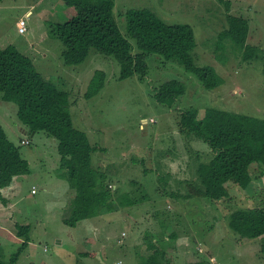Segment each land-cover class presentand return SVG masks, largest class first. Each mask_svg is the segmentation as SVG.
<instances>
[{"label": "rangeland", "instance_id": "rangeland-1", "mask_svg": "<svg viewBox=\"0 0 264 264\" xmlns=\"http://www.w3.org/2000/svg\"><path fill=\"white\" fill-rule=\"evenodd\" d=\"M227 1L229 4L222 5L217 0H113L114 18L125 36L126 13L133 9L150 10L166 24L190 25L195 39L191 53L194 64L213 68L221 79V84L212 90L205 89L175 61L158 55L146 58L148 73L143 80L119 79L118 64L95 51L89 53L84 63L65 66L53 25L74 16L73 6L63 0L0 3V49L15 48L59 90L69 92L74 101L69 108L72 124L96 148L92 167L112 175L108 181L113 189L119 186L121 191L135 193L138 188L132 184L136 182L150 197L138 206L117 208L111 214L81 221L76 229L66 226L63 219L71 208L74 191L59 166L56 142L42 132L25 136L16 117V106L3 101L0 92V125L29 164V174L14 179L4 196L13 207L10 211L0 207V234L13 230L2 220L9 213L17 225H31L29 236L36 243L31 253L36 255L81 250L96 254L87 264H139L136 255L143 254L148 232L167 237L175 232L179 251L174 254L182 259L180 262L205 257L210 264H264L259 241L238 242L225 219L236 209L264 206V177L261 186L254 189L229 187V197L219 202L178 200L169 195L185 194V180L193 179L195 166L211 157L207 145L179 131L178 121L183 112L195 108L201 119L205 109L217 108L264 120V0ZM27 8L33 15L29 18V12L21 18ZM227 14L248 20L246 43L256 57L246 59L245 51L233 47L228 39L220 42ZM21 19L26 21L24 34L18 32ZM97 70L105 73V83L95 96L86 99L83 95ZM169 80H177L185 88L172 106L159 103L154 97L156 88ZM22 140L28 141L22 144ZM32 188L35 195L31 194ZM165 205L170 215L159 211ZM37 222L39 226L34 228ZM14 231L16 234V228ZM73 238L78 239L75 242ZM12 241L9 236L8 244L2 245L5 261L17 252ZM0 242L4 243L2 239ZM44 248L48 251L45 254ZM28 249H24L16 264H28ZM68 260L54 258L52 262L68 264ZM70 261L86 264L80 258Z\"/></svg>", "mask_w": 264, "mask_h": 264}, {"label": "trees", "instance_id": "trees-1", "mask_svg": "<svg viewBox=\"0 0 264 264\" xmlns=\"http://www.w3.org/2000/svg\"><path fill=\"white\" fill-rule=\"evenodd\" d=\"M63 1L76 10L64 23L53 25V35L61 43L60 57L65 66H78L95 51L118 64L119 79L137 77L143 80L148 73L146 58L158 55L178 63L207 90L221 84L213 68L194 64L191 53L195 39L190 25L166 24L150 10L133 9L126 13L125 36L114 18L113 0ZM217 1L229 4L227 0ZM249 31L248 20L227 14L226 26L218 37L220 42L230 40L233 47L244 50V57L249 59L256 57L246 43ZM105 76L103 71H95L83 97L95 96L103 87ZM0 92L3 101L16 106L17 120L29 131V136L42 132L56 142L59 166L74 191L71 208L63 219L66 226L75 228L81 221L111 214L117 208L138 206L150 199L136 182L132 184L138 188L136 194L133 190L121 191L119 186L113 189L108 181L112 175L92 167V153L96 148L91 146L87 135L72 124L69 108L74 101L69 92L59 90L36 70L29 58L13 47L0 49ZM184 92L181 82L169 80L156 88L154 97L159 103L172 106ZM197 115L195 108L183 112L178 121L179 131L207 145L211 157L195 166L193 179L185 180L187 192H170L171 198L219 202L229 197L228 188L233 185L249 189L255 179L263 176L259 168L264 166V120L217 108L205 109L201 119ZM27 174L28 162L0 125V190L9 187L14 178ZM166 206L164 210L159 209L162 215L171 214L170 210L165 211ZM225 219L238 242L259 241V254L264 259V206L239 208ZM15 228L23 242L8 261L0 257V264H16L27 248L30 227L16 225ZM177 238L173 232L166 238L167 242L163 233L148 232L143 254L136 255L139 264H210L205 257L194 262H180L182 259L172 253L177 250L173 242Z\"/></svg>", "mask_w": 264, "mask_h": 264}, {"label": "crops", "instance_id": "crops-1", "mask_svg": "<svg viewBox=\"0 0 264 264\" xmlns=\"http://www.w3.org/2000/svg\"><path fill=\"white\" fill-rule=\"evenodd\" d=\"M31 13V15H29V18L33 15V12L31 11V9H28L27 8V10L23 13V15L21 16V18L22 17H24V16H26V15H28V13ZM27 31V30H26ZM44 77V76H43ZM22 130H23V132L25 133V136L26 135H28V133H27V131H25L23 128H22ZM35 134V133H34ZM34 134L31 136L30 135V137H33L34 136ZM262 172L263 173V176H261V178L260 179H255L253 182H252V186L250 187V188H252V189H254L255 188V186H261L260 185V181H261V179L264 177V167H262V168H259V172ZM17 178V177H16ZM16 178H14L15 180H17ZM13 179V181H12V183H11V185L9 186V187H7V188H4V189H1L0 190V207H1V209H2V206H4V208L3 209H5L4 211H10L11 209H12V207H13V204H10L9 202H8V200L4 197L5 195H6V193H7V191L9 190V189H11L12 188V186H13V182L15 181ZM33 189V188H32ZM32 189H31V191H32ZM32 195H35L36 194V190H35V193L33 194V193H31ZM6 200V201H5ZM4 211H2V212H4ZM0 213H1V211H0ZM4 216H5V214H4ZM1 217L3 218V216L1 215ZM3 221H5V222H8L9 224H10V226L12 225V229L13 230H11V229H8V230H6L3 234H0V239H2V242H4V243H1L0 242V257H2L3 259H5V257H4V255H5V253H4V249H3V247H2V245H6V244H8V242H9V236L10 237H12L13 238V241H12V244L15 246V247H17V249H18V247H19V245L23 242V240L22 239H19V237L18 236H15L16 234H15V226L17 225L16 223H15V221H13V218L11 217V214H7L3 219H2ZM35 226H34V228H36L37 226H39V224H38V222L37 223H35L34 224ZM26 226H29L30 227V229H31V225L29 224V223H27L26 224ZM76 229V228H75ZM30 232V231H29ZM30 237V240H29V242H28V244H27V249H28V251H25V257H26V260H28L29 262H28V264H53V262H52V259H54V258H66V259H69L68 260V264H74L72 261H70V260H74V259H78V258H80L81 260H83L86 264H87V262H89V260L91 259V258H93L96 254L95 253H93V252H85V251H81V250H79V251H75V250H73V252H64V253H60L59 251L57 252V251H53L52 253H54V254H52V255H50V256H44V255H42L41 253H39L38 252V255H36V254H34V253H31V251L32 250H35L34 248H35V246H36V243L35 242H33V240L31 241V235L29 236ZM76 238V237H75ZM75 238H73V241L75 240V242L77 241V239H75ZM164 238H165V240L167 241V236H165L164 235ZM179 238V237H178ZM178 238L175 240V241H173L174 243H175V246H176V249H177V252L179 251L178 250V247H177V243H178ZM79 239H80V234H79ZM81 242V243H80ZM79 243L80 244H82V241H80ZM167 242H169V241H167ZM173 242H172V244H173ZM73 244V243H72ZM74 246V245H73ZM79 249V248H78ZM75 251V252H74ZM28 252V253H27ZM48 251H47V248H44L43 249V252L42 253H47ZM172 253H175V250L172 252ZM64 254V256L62 257V255ZM90 254V255H89ZM199 255V254H198ZM54 257V258H53ZM96 258H97V256H96ZM98 259V258H97ZM99 261V260H98ZM189 262V261H188ZM193 262V261H192ZM100 263V262H99ZM67 264V263H66ZM115 264H117V263H115Z\"/></svg>", "mask_w": 264, "mask_h": 264}, {"label": "built area", "instance_id": "built-area-1", "mask_svg": "<svg viewBox=\"0 0 264 264\" xmlns=\"http://www.w3.org/2000/svg\"><path fill=\"white\" fill-rule=\"evenodd\" d=\"M18 32L20 34H24L26 32V21H25V19H21V20L18 21ZM22 143L23 144L24 143H27V141H23ZM31 193L34 194L35 193V190L32 189Z\"/></svg>", "mask_w": 264, "mask_h": 264}, {"label": "clouds", "instance_id": "clouds-1", "mask_svg": "<svg viewBox=\"0 0 264 264\" xmlns=\"http://www.w3.org/2000/svg\"><path fill=\"white\" fill-rule=\"evenodd\" d=\"M28 134H29V133H28ZM23 141H28V140H22L21 143H22ZM22 144H23V143H22ZM15 227H16V226H15Z\"/></svg>", "mask_w": 264, "mask_h": 264}, {"label": "water", "instance_id": "water-1", "mask_svg": "<svg viewBox=\"0 0 264 264\" xmlns=\"http://www.w3.org/2000/svg\"><path fill=\"white\" fill-rule=\"evenodd\" d=\"M27 133H29V131H27ZM32 135L34 134V133H31Z\"/></svg>", "mask_w": 264, "mask_h": 264}]
</instances>
